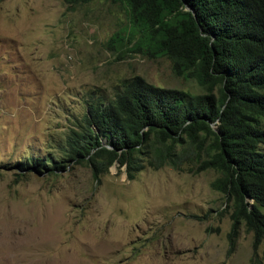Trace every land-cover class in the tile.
<instances>
[{"label": "rangeland", "instance_id": "obj_1", "mask_svg": "<svg viewBox=\"0 0 264 264\" xmlns=\"http://www.w3.org/2000/svg\"><path fill=\"white\" fill-rule=\"evenodd\" d=\"M117 0H0V264H264V238L230 218L213 169L167 162L127 177L114 162L97 177L85 162L59 173L14 165L57 155V138L122 78L199 92L169 60L105 41L122 34ZM264 213V207H260Z\"/></svg>", "mask_w": 264, "mask_h": 264}, {"label": "trees", "instance_id": "obj_2", "mask_svg": "<svg viewBox=\"0 0 264 264\" xmlns=\"http://www.w3.org/2000/svg\"><path fill=\"white\" fill-rule=\"evenodd\" d=\"M89 0H63L66 7ZM126 11L122 34L105 41L169 60L175 76L199 92L160 86L134 74L112 96L89 98L57 138V155L14 162L31 172L59 173L85 162L94 177L116 162L127 177L167 162L213 169L211 186L224 194L230 227L264 238V0H117Z\"/></svg>", "mask_w": 264, "mask_h": 264}]
</instances>
